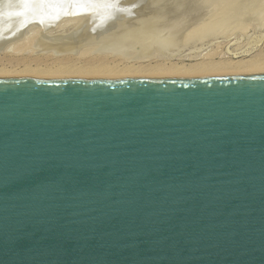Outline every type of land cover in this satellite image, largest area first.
<instances>
[{
  "label": "water",
  "instance_id": "1",
  "mask_svg": "<svg viewBox=\"0 0 264 264\" xmlns=\"http://www.w3.org/2000/svg\"><path fill=\"white\" fill-rule=\"evenodd\" d=\"M0 264H264V74L1 78Z\"/></svg>",
  "mask_w": 264,
  "mask_h": 264
},
{
  "label": "bare ground",
  "instance_id": "2",
  "mask_svg": "<svg viewBox=\"0 0 264 264\" xmlns=\"http://www.w3.org/2000/svg\"><path fill=\"white\" fill-rule=\"evenodd\" d=\"M257 1L0 0V53L27 42L34 32L50 28L51 31L49 29L35 40L36 50L38 48L45 54L52 52L55 56L65 55L55 60L63 63L58 67L0 69V77L42 78V75L45 77L52 74L51 76L60 77L72 75L82 79L135 81L264 74L263 61H204L186 64L184 62L187 56L180 54L183 50L190 49V45L194 46V42L209 40V37L228 28L240 14L243 15L245 6L250 4L251 7ZM262 15L264 14L260 13L261 18ZM70 21L75 23L68 25ZM91 50L102 54L111 52L113 55L110 58H95L96 61L101 59L98 61L103 63H97L98 65L77 67L69 63L71 59L67 55L76 56L81 51L87 53ZM98 52L92 55H97ZM126 53L132 56L129 57ZM205 55L201 53L200 59L205 58Z\"/></svg>",
  "mask_w": 264,
  "mask_h": 264
},
{
  "label": "rangeland",
  "instance_id": "3",
  "mask_svg": "<svg viewBox=\"0 0 264 264\" xmlns=\"http://www.w3.org/2000/svg\"><path fill=\"white\" fill-rule=\"evenodd\" d=\"M244 10L245 11L243 12V15L240 14L236 18V20H234L232 22V24L228 28H226L222 31H219L220 34L217 33L218 35L216 34V36L213 35L212 37H209L210 38V39L208 38L209 40L205 39L202 41H197L199 43L194 42V46L190 45V47H189L190 49L187 48L186 50H183L184 52L182 51V53H180V54H185L187 56V58L188 57L190 59L192 58L191 60L189 58L188 59L185 58L186 61L184 63L193 64V63L204 62V61L205 62L216 61L215 63H220L222 61L223 62H234V61L237 62V61H252V60L264 62V21H263L264 19H262V18H264V15H262L263 16L262 18L260 16V13L264 14V0H258L257 2H255L254 5L252 4L251 7H250V4H248L247 6H245ZM257 13H259V15ZM253 15H254V17H252ZM256 17H258V18H256ZM255 18L260 20V22H257V20ZM71 22L72 21H70L68 25H70ZM74 23L72 22V24H74ZM49 29H47V28L43 29V30L40 29L39 31L34 32L35 34H32L31 38L29 39L30 42H29V40L27 42L25 41V42L19 44L20 46L19 45L16 46L15 49L11 48L10 51H9V49H7L8 52H7V50H5L7 52V55H6L5 51H4V53L1 52L0 53V69H4V70H23L26 68L47 69L49 67H58L60 65H63V63L61 61H55V60L60 59L62 56L65 57V55L59 56L58 54H56V56L58 55L56 57L55 55H52L54 53L51 52L50 53L51 55L46 53L47 54V57H46L45 56L46 54L43 53L42 50H40V51H42V53L38 50V48L36 50L35 40H37V37L39 39V37L42 34H44L45 32H47ZM50 31H51V29H50ZM35 35H38V36H35ZM193 49L195 51H193ZM189 51H191L192 54H190L191 52H189ZM82 52H84V54ZM94 52L97 53L98 51L91 50L87 53L85 51H81L80 53H77L76 56L74 54L73 55H71V54L67 55L68 58L71 59V62H69V63H71L72 65L77 66V67H86V66H88V64L89 65H98L99 63L100 64H103V63H102V61H98L101 59H97V61H96L95 58H98V57H102V58L103 57H109L110 58L111 55H113V54H110L111 52H107V54L109 53V55H107L104 52L103 54H106L105 56H103L102 52L101 53L98 52V54L100 53L102 55L97 54L98 55L97 56L96 53L92 55V53H94ZM201 53L206 54L205 58L203 57L202 59H200ZM87 54H88V56H86ZM195 54L197 57L195 56ZM126 55L129 57L132 56L131 54H127V53H126ZM194 57H196V59ZM94 59H95V61H94ZM89 60H90V62H89ZM85 63H86V65H85ZM116 63H118V62H116ZM51 75L52 74H48V76L45 75V77H44V75H42L43 76L42 78L41 77L40 78H38V77H15V78H33V79H39V80L55 79V78L82 79V77H72V75H64V76L62 75L63 77H60L57 75H56L57 76L56 77V76H51ZM73 76H75V75H73ZM221 76L222 75L217 76V77H221ZM0 78H6V77H0ZM109 79H124V78H109ZM127 79H132V78H127ZM103 80H108V79H103Z\"/></svg>",
  "mask_w": 264,
  "mask_h": 264
}]
</instances>
